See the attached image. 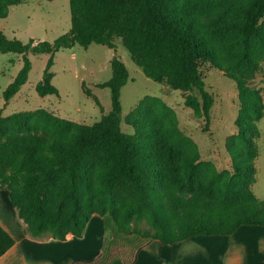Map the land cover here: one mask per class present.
Instances as JSON below:
<instances>
[{"label":"trees","instance_id":"1","mask_svg":"<svg viewBox=\"0 0 264 264\" xmlns=\"http://www.w3.org/2000/svg\"><path fill=\"white\" fill-rule=\"evenodd\" d=\"M21 1L0 0V17H6L8 7ZM187 1L70 0L72 26L53 41H36L32 37L25 42L0 30V53H21L24 58V65L3 91L6 101L28 80L30 51L50 54L37 84L38 92L59 94L51 67L60 48L76 43L85 47L101 43L115 48L117 39L147 76L185 92V104L197 117L205 119L206 131L215 102L214 94L206 88V72L210 68L224 70L238 82V130L227 139L233 168L220 170L213 162L203 161L195 141L181 131L177 122L171 125L173 140L190 147L184 160L187 179L199 181L207 164L209 183L241 200L242 205L230 213L226 223L192 213L173 223L158 188L165 185V179L152 160L144 139L145 125L139 118L145 99L127 116L135 132H125L121 126V89L129 80V70L120 57L111 59L112 77L99 83L111 88L112 110L93 123H74L43 107L6 116L0 109V186L9 189L12 203L27 222L28 230L33 235L51 232L65 239L70 233L81 235L95 213L103 217L106 230L109 221L114 223L112 237H104V245L109 242L108 250L105 248L107 261L101 250L93 260L79 259L70 264H133L139 251L156 238L173 243L196 235L232 234L243 224L264 225V199L249 189L256 170L254 160L259 154L249 135L253 129L250 114L260 115L262 103L259 90L246 85L239 73L243 62L250 59L255 42L264 43V0L238 3L236 17L229 25L242 53L230 50L223 59L195 21L179 13V3ZM32 119L70 134L41 133L34 130ZM243 144L252 145V153L244 160L240 156ZM166 185L170 210L179 214L187 200L177 195L167 179ZM144 213L153 232L132 228L131 220ZM15 242V237L0 224V257Z\"/></svg>","mask_w":264,"mask_h":264},{"label":"rangeland","instance_id":"2","mask_svg":"<svg viewBox=\"0 0 264 264\" xmlns=\"http://www.w3.org/2000/svg\"><path fill=\"white\" fill-rule=\"evenodd\" d=\"M239 2L241 0H189L179 3L177 9L195 21L206 40L215 46L223 59V55L230 50L238 55L242 53L229 25L236 17ZM71 26L70 0H22L8 7L6 17H0V30L25 42L32 37L36 41H53L69 31ZM116 44L115 48L101 43H92L88 47L76 43L72 47L60 48L55 53L51 67L54 72L53 83L58 87L59 94L47 95L38 92L37 84L43 78L50 54L30 51L28 56L32 67L28 80L9 101L5 100L3 91L24 65V58L21 53H0L2 114L6 116L18 111L32 112L43 107L74 123H93L99 120L104 113L112 110L111 88L101 87L99 83L112 77L111 59L118 56L129 70V80L121 89V126L125 132H135V128L127 122V116L145 99L139 118L145 125L144 139L149 144L152 160L165 179V185L158 188L162 191V198L173 223H179L185 214L191 213L226 223L230 213L242 205L241 200L209 183L205 172L206 168L209 169L207 164L203 166L199 181L187 179L184 160L190 147L173 140L171 125L177 122L181 131L195 141L203 161L213 162L220 170L233 168L234 158L227 148V139L238 130L237 118L241 106L238 82L226 75L224 70L210 68L206 72V88L215 97L209 131H206L205 119L197 117L193 109L185 104V92L147 76L120 39L116 40ZM239 73L246 85L260 92L261 114H250L253 129L249 135L259 154L256 157L257 164L254 160L256 170L249 189L258 198L264 199V43L255 42L250 59L243 62ZM32 124L34 130L41 133L66 137L70 134L68 130H54L34 119ZM241 149L243 160L252 153V145L243 144ZM166 179L177 195L187 200L179 214L170 210L171 200L167 196ZM131 225L141 231L153 232L154 229L145 213L134 217ZM114 229V223L109 221L105 237L110 239ZM140 238L145 240V237ZM107 247L109 242L102 247L104 261L108 260Z\"/></svg>","mask_w":264,"mask_h":264},{"label":"crops","instance_id":"3","mask_svg":"<svg viewBox=\"0 0 264 264\" xmlns=\"http://www.w3.org/2000/svg\"><path fill=\"white\" fill-rule=\"evenodd\" d=\"M258 159V158H257ZM256 159V164H257ZM0 224L16 239L0 264H70L93 260L102 250L106 228L94 214L81 235L61 239L51 232L33 235L10 191L0 186ZM264 264V225L243 224L232 234L196 235L176 243L151 240L133 264Z\"/></svg>","mask_w":264,"mask_h":264}]
</instances>
